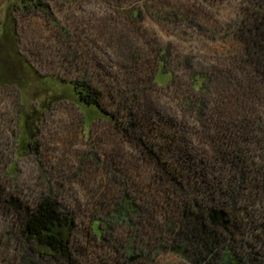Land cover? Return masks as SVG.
<instances>
[{
  "label": "trees",
  "instance_id": "trees-1",
  "mask_svg": "<svg viewBox=\"0 0 264 264\" xmlns=\"http://www.w3.org/2000/svg\"><path fill=\"white\" fill-rule=\"evenodd\" d=\"M11 3L47 13L38 0ZM240 3L233 30L239 48L222 61L223 68L193 72L189 81L196 94L178 102V111L184 107L181 113H189L185 122L177 121L174 108L165 113L146 95L145 86L155 84L159 72L173 76L167 67L169 47L159 45L147 54L122 30L109 42L118 70L105 68L102 83L84 77L68 82L81 101L95 105L141 152L159 190L149 201L139 200L138 176L131 183L134 191L129 184L121 195L98 201L102 213L88 232L99 254L90 262L88 248L84 254L78 248L72 212L54 198L30 200L0 183V203L12 208L19 222L22 247L16 264H139L154 262L165 252L185 264H264V0ZM130 8L128 22H142V10ZM1 25L0 45L6 46L15 32L10 13ZM2 76L18 82L14 77L19 76L5 69L0 70L1 81ZM185 123L196 125H190L196 132ZM193 137L208 149L194 147ZM112 164L121 167L116 160ZM120 227L131 231L123 242L117 241Z\"/></svg>",
  "mask_w": 264,
  "mask_h": 264
},
{
  "label": "rangeland",
  "instance_id": "rangeland-1",
  "mask_svg": "<svg viewBox=\"0 0 264 264\" xmlns=\"http://www.w3.org/2000/svg\"><path fill=\"white\" fill-rule=\"evenodd\" d=\"M11 1L0 0V31L9 13L15 28L6 46L0 45V70L19 77H14L17 83L3 76L0 80V183L30 200L54 198L72 212L78 222V248L81 254L88 248L91 262L99 251L88 226L102 213L98 201L121 195L129 184L134 191L131 183L138 176L139 200L149 201L159 189L141 152L95 105L81 101L68 82L84 77L102 83L105 68L118 70L109 42L122 30L147 54L159 45L169 47L167 67L173 76L159 72L157 82L145 86L146 95L165 113L174 108L177 121L185 122L189 113H181L184 107L178 111V102L196 94L189 81L193 72L223 68L222 61L239 48L233 30L242 5L240 0H38L46 13L43 8L20 9ZM130 6L142 10V22H128ZM185 124L196 132L193 124ZM192 141L197 149H208L198 139ZM115 160L121 167L112 164ZM12 211L0 203V264H16L21 256L19 222ZM130 234L120 227L117 241ZM141 238L140 234L137 239ZM139 264L185 263L165 252L154 262Z\"/></svg>",
  "mask_w": 264,
  "mask_h": 264
}]
</instances>
